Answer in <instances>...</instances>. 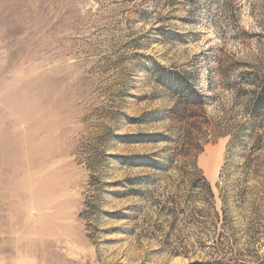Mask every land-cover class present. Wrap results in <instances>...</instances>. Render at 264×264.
I'll return each mask as SVG.
<instances>
[{
  "label": "rangeland",
  "instance_id": "obj_1",
  "mask_svg": "<svg viewBox=\"0 0 264 264\" xmlns=\"http://www.w3.org/2000/svg\"><path fill=\"white\" fill-rule=\"evenodd\" d=\"M0 264H264V0H0Z\"/></svg>",
  "mask_w": 264,
  "mask_h": 264
},
{
  "label": "trees",
  "instance_id": "obj_2",
  "mask_svg": "<svg viewBox=\"0 0 264 264\" xmlns=\"http://www.w3.org/2000/svg\"><path fill=\"white\" fill-rule=\"evenodd\" d=\"M169 79H171L170 80L171 87H173V88L182 87L184 89L185 93L183 92V95L185 94L184 97H187L186 98L187 99L186 102H187V104L189 105L190 108L193 107V106H196L197 104L200 105L199 102L198 103L196 102L197 104H195L194 101H202L203 100V96L198 95V93L195 92V89H194L193 86H190L186 82L184 83L183 79L181 77H179V76L170 77ZM172 81H174V82H172ZM192 97H193V100H190Z\"/></svg>",
  "mask_w": 264,
  "mask_h": 264
}]
</instances>
